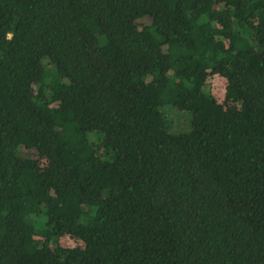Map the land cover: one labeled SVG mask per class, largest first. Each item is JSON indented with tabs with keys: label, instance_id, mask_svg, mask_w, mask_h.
Instances as JSON below:
<instances>
[{
	"label": "trees",
	"instance_id": "obj_1",
	"mask_svg": "<svg viewBox=\"0 0 264 264\" xmlns=\"http://www.w3.org/2000/svg\"><path fill=\"white\" fill-rule=\"evenodd\" d=\"M0 264H264V0H0Z\"/></svg>",
	"mask_w": 264,
	"mask_h": 264
},
{
	"label": "rangeland",
	"instance_id": "obj_2",
	"mask_svg": "<svg viewBox=\"0 0 264 264\" xmlns=\"http://www.w3.org/2000/svg\"><path fill=\"white\" fill-rule=\"evenodd\" d=\"M140 23L143 24L142 21H140ZM224 84V79L221 76L213 74L209 76L207 89L217 98L223 99ZM160 111L162 112L171 132H185L189 129L191 114L188 111L175 109L169 105L161 106ZM30 155L39 161L40 169L43 170L46 166V161L43 158H39L34 151H30Z\"/></svg>",
	"mask_w": 264,
	"mask_h": 264
}]
</instances>
